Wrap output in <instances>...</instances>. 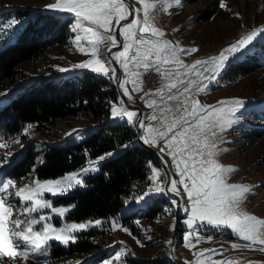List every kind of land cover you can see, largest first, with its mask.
<instances>
[{
  "label": "snow or ice",
  "instance_id": "6c2138e0",
  "mask_svg": "<svg viewBox=\"0 0 264 264\" xmlns=\"http://www.w3.org/2000/svg\"><path fill=\"white\" fill-rule=\"evenodd\" d=\"M161 2L164 11H168L172 2L178 5L180 0ZM153 6L144 4L143 20L135 18L139 10L134 13L126 0H54L45 6V10L71 14L74 18L73 31H79L81 34L75 37L73 43L80 53L92 56L91 59L72 65L74 69H86L117 83L123 90V95L129 99L131 95L125 87L129 80L118 75L120 69L124 71L126 77L131 78L133 92L143 90L139 81L141 75L155 72L161 77V86L153 93L159 97V101L156 99L145 101L146 106L153 108L151 115L145 117L135 110H130L123 103L118 106L116 102H110V118L126 119L129 125L137 128L138 138L144 144L159 147L160 152H166L171 158L175 174L179 176V180L172 178L167 170L166 161L163 162L165 164L163 169L149 161L151 171L149 179L152 185L137 198V202L154 193L165 191L180 196L178 185H181L187 197L185 212L188 218L184 223L189 229H198L204 223L217 228L227 227L238 238L248 242L244 247L253 248L260 245L262 246L260 250L264 251V219L239 209L245 194L251 191L250 186L227 183L226 174L235 169L223 166L215 159L220 151L227 150H217L216 138L219 133L239 123L237 113L244 108V101L221 100L217 105H203L199 100L192 98L193 87L196 94H199L207 92L212 83H218V77L226 68L227 62L246 51L258 37L264 36V26L240 36L216 55L185 65L180 59V53L190 55L197 49L181 48L163 40V31L153 25L148 15L149 8ZM219 6L226 8L225 0H220ZM18 23L19 21L13 20L10 26ZM84 41L88 47L83 46ZM106 42H110L108 52L101 56L100 46ZM166 65L174 67H165ZM139 69H143V73L138 71ZM181 69L184 71L181 72ZM58 70L62 73L69 71L62 67ZM204 73L209 75L204 76ZM190 74L207 82L200 85L196 79H185ZM185 83L187 86L183 87L182 91L173 92L179 85ZM144 95L147 96L149 93L146 92ZM140 98L144 99V96ZM169 102L178 103L173 108ZM77 132L78 130H73L66 135L72 136ZM16 142L19 143L18 140ZM161 142L163 146H160ZM0 147L5 145L0 143ZM123 147L127 148L129 145ZM87 155L89 165L78 172L45 180L36 177L18 188L14 194L9 190L16 189V180L8 177L0 168V258H11L13 264H17V261L19 264H27L33 257H47L46 249L51 242L56 241L64 245L75 243L76 233L90 227L101 226L102 221L98 219L94 222H68L66 216L75 205L54 206L52 200L45 198L46 193L53 197L64 196L77 187H85L86 176L98 171L100 163L114 153L102 154L98 158ZM0 163H8V160L0 158ZM162 184L166 186H161ZM172 203L179 207L176 200ZM45 209H50L51 214H44ZM14 211L17 215L13 219ZM55 217L62 219V226L57 227L52 223ZM118 227L131 235L127 228L113 220L112 230L115 231ZM192 235V232L185 233L186 247L193 246L190 240ZM136 243L141 242L137 240ZM167 243L171 244L172 241L169 240ZM231 247L236 249L240 245L233 243ZM209 254H222V249L196 253L198 258ZM121 258L122 254L117 252L104 264H112L113 261L120 264ZM0 264L3 262L0 261ZM213 264L234 262L214 261Z\"/></svg>",
  "mask_w": 264,
  "mask_h": 264
},
{
  "label": "rangeland",
  "instance_id": "374dc122",
  "mask_svg": "<svg viewBox=\"0 0 264 264\" xmlns=\"http://www.w3.org/2000/svg\"><path fill=\"white\" fill-rule=\"evenodd\" d=\"M128 1L132 4L134 13L136 10H139L135 18L140 20H143L144 4L154 5L149 8L148 15L153 25L163 31V40L169 41L174 45H179L181 48L197 49L196 52L190 55L180 53V59L185 65H191L196 60L216 55L222 48L235 42L240 36L264 26V0H225L227 7L221 8L218 5L217 13L206 23L197 22L195 18L201 13L207 0L192 3L180 0L178 5L172 2L168 11H164V5L161 0ZM52 2L54 0H0V50L9 44L22 31L26 23L34 18L38 12L65 14V16L72 18L70 37L61 45L48 47L37 59L24 64L20 69L19 78L15 83L7 84V87L0 91V96L7 94L10 89L21 82L40 78H62L74 72L86 70L74 69L72 67L76 63L92 58L90 54L84 55L80 53L77 50V46L73 43L75 37L81 34L79 31H73L74 18L71 14L45 10V6ZM218 4H220V0H218ZM237 13L239 14L238 16L236 15ZM13 20L19 21V23L10 26V22ZM84 23L87 24V22ZM109 43L106 42L100 46L99 53L101 56L106 54ZM83 46L88 47L86 41L83 42ZM247 58L258 62V66L253 71L238 76L234 81L223 78L230 66ZM61 67L69 69V71L62 73L58 70ZM165 67L174 66L166 65ZM138 71L143 73V69H139ZM180 71L183 72L184 70L181 69ZM121 72L122 79L129 80L125 87L128 88L131 99L127 96L125 97L131 103L141 108L143 116L151 115L153 108L146 106L145 101L151 99L159 101V97L153 95V93L161 86L162 80L160 75L155 72L141 75L139 81L143 90L133 92L131 78L126 77L122 69ZM208 75L209 73H204V76ZM185 79H196L200 85L207 82L191 74ZM185 86H187L186 83L179 85L178 89H174L173 92L182 91ZM146 92L149 95L145 96ZM192 93L194 94L192 98L199 100L203 105H217V102L221 100L239 99L244 101V108L237 113L239 123L231 129L218 134L216 138L217 150H227L220 151L215 159L223 166H231L235 169V171L226 174L225 179L227 183L248 185L251 188V191L245 194L239 205L240 211L254 215L259 219H264V137H257L256 141L247 137V134L252 131L257 133L260 130H264V36L258 37L246 51L230 59L227 62L226 68L218 77V83H212L207 92L196 94L195 87H193ZM141 96H144V99H141ZM169 103L174 108L178 102ZM117 105L120 106L119 103ZM123 121L120 120V122ZM98 125V121L78 118L58 121L55 125L43 130L26 128L27 134H25V129H23L13 138H2L0 139V143L4 144L5 147H0V158H6L8 163H0V168L3 169L4 173H7V168L26 149L35 152L37 155L36 164L40 165L43 162L44 151L51 147H66L79 143ZM73 130H78V132L72 136L66 135L72 133ZM17 140L19 143L16 142ZM160 146H163L162 142ZM150 147L158 152L163 162H167V167L172 178L179 180V176L175 174V169L172 166L171 158L166 152H160L159 147ZM89 163L88 160L85 166H88ZM102 163L99 165V170ZM154 166L161 168L157 162ZM99 170L90 173L86 178L95 176ZM150 175L151 171L146 181L140 184L138 189L140 190L139 196L143 195L144 191L152 185L149 179ZM34 178L36 177L33 174L23 177L16 183V189H10L9 191L14 194L18 188L30 183ZM146 183L149 184L147 185ZM161 186H164V184ZM178 187L181 192L179 198L182 201L178 213L176 205L165 195V192L154 193L145 200L135 203L138 196L133 201H128L118 219H98L102 221L101 226L90 227L85 231L76 233L78 235L91 230L99 233V235L94 237L93 244L95 245V249L90 253L73 254L54 259L50 251L51 243H55L62 248H68L74 243L70 242L68 245H64L53 241L46 249L48 252L47 257H33L27 261V264H104L106 260H109L117 252L122 254L120 264H124V262L126 264H175L170 256L171 250L181 264H213L214 261L229 260L233 261L234 264H264V251L260 250L262 246L255 245L253 248L244 247L248 242L238 238L227 227L217 228L204 223L198 229H189L184 223L188 218L185 212L187 197L183 193V187L181 185H178ZM83 188L77 187L64 196L53 197L51 194L46 193L45 198L52 200L54 206L70 207L72 205H56L55 202ZM152 202L155 203L154 205L160 211L154 218H147L144 216L145 206ZM16 203H19V201H16ZM73 210L74 208H72L67 216ZM44 214H51V210L45 209ZM133 214H136L134 218H128ZM16 215L17 213L14 211L12 218H16ZM35 215L38 216L39 213ZM123 218H127V220L121 222ZM95 220L97 219L86 221L94 222ZM113 220H117L119 225L127 228L131 232V235L122 231L120 227L113 231ZM52 223L57 227L63 225V221L59 217H55ZM173 225H175L174 229ZM187 232L193 233L190 237L192 247L185 246L184 235ZM173 236L175 242L171 244L167 243L169 240L172 241ZM208 237H212V239L209 240ZM137 240L141 243L137 244ZM233 243L240 245V247L233 249L231 247ZM211 249H222V254H209L199 258L196 255V253H202L204 250ZM0 261L3 264H13L11 258H0ZM17 264H19V261H17ZM112 264H117V262L113 261Z\"/></svg>",
  "mask_w": 264,
  "mask_h": 264
},
{
  "label": "trees",
  "instance_id": "16d2710c",
  "mask_svg": "<svg viewBox=\"0 0 264 264\" xmlns=\"http://www.w3.org/2000/svg\"><path fill=\"white\" fill-rule=\"evenodd\" d=\"M218 5V0H207L195 21L209 22L217 13ZM71 26L72 18L65 14L38 12L30 19L22 31L0 50V91L7 84L16 82L24 64L37 59L48 47L63 44L70 37ZM257 66L258 62L253 59L238 61L228 68L223 78L234 81ZM110 102L121 104L114 83L86 70L62 78L21 82L0 96V139L13 138L26 128L43 130L58 121L83 118L99 122L81 142L44 151L42 164L37 165L35 152L26 149L7 168L8 176L16 182L29 174L45 180L80 170L89 160L87 154L98 158L102 154L114 153L103 161L98 174L86 178L83 189L55 202L56 205H75L66 218L68 222L115 219L128 201L139 196V186L150 174L148 162L156 164L152 153L137 144L133 126L126 120L110 121ZM247 137L256 141L257 137H264V130L252 131ZM154 204H146L145 217L154 218L159 213ZM125 220L127 218L121 222ZM96 235L99 233L93 230L82 232L68 248L51 243V254L54 259H59L90 253L95 249L93 240Z\"/></svg>",
  "mask_w": 264,
  "mask_h": 264
},
{
  "label": "water",
  "instance_id": "95a60500",
  "mask_svg": "<svg viewBox=\"0 0 264 264\" xmlns=\"http://www.w3.org/2000/svg\"><path fill=\"white\" fill-rule=\"evenodd\" d=\"M126 2H127V5H128V6L133 10V12H134V9H133L132 4H131L128 0H126ZM108 48H109V47H108ZM113 51H115V49H113ZM107 52H108V50H107ZM107 52H106V53H107ZM117 67H119V66H117ZM118 75H120L121 78H122V72H121V69L119 70ZM114 86H115V88H116V90H117V93H118V96H119L121 102L124 104V106L128 107L130 110H135V111H137L138 113L142 114V110H141V108H140L139 106H137V105L131 103V102H130V101H129V100L123 95V92H122L121 88L118 86V84L114 82ZM133 128H134V130L136 131V142H137V144H138L139 146H141L142 148H144V149L150 151V152L152 153V155L154 156V159H155V161L157 162V164L163 169V168L165 167V164L163 163L162 158L160 157V155L158 154V152H157L155 149L151 148L150 146L144 144L143 141H141V140L138 138V137H139V132H138L137 128L134 127V126H133ZM167 170H168V167H167ZM168 172H169V170H168ZM169 173H170V172H169ZM164 186H166V184H164ZM165 195H166L170 200H172V201H173V200H176V201L178 202L179 207H177V205H176V209H177V213H178V210H179L180 205H181V199L179 198V196H175V195H173L171 192H167V191H165ZM177 220H178V218H177ZM172 243H174V236H173V238H172ZM170 256H171V258L173 259V261L175 262V264H181V262L176 258V256L174 255V252H173L172 250L170 251Z\"/></svg>",
  "mask_w": 264,
  "mask_h": 264
},
{
  "label": "bare ground",
  "instance_id": "6f19581e",
  "mask_svg": "<svg viewBox=\"0 0 264 264\" xmlns=\"http://www.w3.org/2000/svg\"><path fill=\"white\" fill-rule=\"evenodd\" d=\"M145 77V76H144ZM122 103V102H121ZM143 112V111H142ZM147 185L149 184V183H146ZM152 184V183H151ZM146 188V187H145ZM146 190V189H145ZM165 196V195H164ZM151 199V198H150ZM137 201H135V203H136ZM182 202V201H181ZM129 206V205H128ZM119 217V216H118ZM118 217H116V219H118ZM124 217V216H123ZM158 218V217H157ZM111 219H113V218H111ZM155 220V219H154ZM112 221V220H111ZM117 221V220H116ZM133 229V228H132ZM175 242V241H174Z\"/></svg>",
  "mask_w": 264,
  "mask_h": 264
},
{
  "label": "crops",
  "instance_id": "0c3cea01",
  "mask_svg": "<svg viewBox=\"0 0 264 264\" xmlns=\"http://www.w3.org/2000/svg\"><path fill=\"white\" fill-rule=\"evenodd\" d=\"M111 120H113V119H111Z\"/></svg>",
  "mask_w": 264,
  "mask_h": 264
}]
</instances>
